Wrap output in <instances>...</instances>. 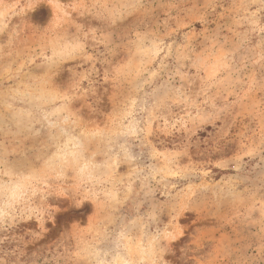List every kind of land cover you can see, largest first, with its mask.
I'll list each match as a JSON object with an SVG mask.
<instances>
[{"label":"rangeland","instance_id":"obj_1","mask_svg":"<svg viewBox=\"0 0 264 264\" xmlns=\"http://www.w3.org/2000/svg\"><path fill=\"white\" fill-rule=\"evenodd\" d=\"M0 264H264V0H0Z\"/></svg>","mask_w":264,"mask_h":264}]
</instances>
